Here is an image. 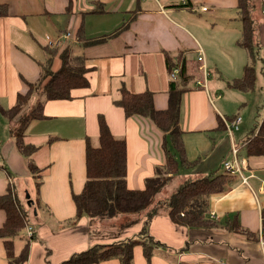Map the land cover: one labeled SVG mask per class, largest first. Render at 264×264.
Listing matches in <instances>:
<instances>
[{"label":"crops","instance_id":"crops-1","mask_svg":"<svg viewBox=\"0 0 264 264\" xmlns=\"http://www.w3.org/2000/svg\"><path fill=\"white\" fill-rule=\"evenodd\" d=\"M0 3L6 5V15L0 16V108L11 107L17 95L24 94L28 84L37 81L47 57L43 45L49 41H56L60 48L70 46L72 54L81 53L89 70V85L73 89L69 99H42L43 117L24 127V142L36 147L29 158L39 171L35 173L40 179L38 187L27 158L19 152L9 132V120L0 111V123L5 125L0 134V194L10 188L17 203L28 211V224L34 227L31 237L25 228L13 238L15 253L29 240L24 264H59L95 243L136 235L143 226V215L131 224L120 223L118 217L89 220L86 216L70 223L75 215L72 194L81 191L86 178L85 137L97 138V116L102 114L112 134L125 139V182L130 188H142L145 178L152 177L155 167L164 162L162 133L146 118L124 116L114 103L120 88L124 86L132 92L150 90L155 107L164 109L169 82L166 56L173 60L179 57L187 63L195 74L189 86L201 80L200 64L209 73L211 70L223 76L226 82L240 77L249 60L246 50L235 44L241 33L237 0H186V5L181 0ZM257 8L251 10L256 46L250 64L255 83L245 91L248 95L257 89L260 62L264 66L263 4ZM78 29L86 38L102 41L80 48L74 38ZM199 50L201 59L197 56ZM53 66H58V60ZM204 80L205 91L190 87L182 96L180 127L185 155L197 163L179 172L188 171L191 176L221 174L222 163L232 156L235 145L239 159L246 164L242 174L247 178L243 182L238 174H231L232 183L223 192L208 197L204 214L216 224L214 228L176 225L166 212L152 216L146 223V233L159 245L149 264H264V156L245 157L237 143L243 150L244 140L256 130L264 109L257 125L253 120L247 124L246 115L238 112L242 118L240 127L229 133L222 121L223 116H228L218 111L208 89V83L214 87L219 81ZM260 96L264 104V85L260 86ZM219 97L215 96L217 102ZM31 98L34 101L36 96ZM249 124L253 127L248 128ZM4 215L0 210V225ZM234 216L243 228L256 233L258 240L236 236L222 228ZM0 264H7L1 238ZM92 264L120 262L111 258ZM132 264H148L141 245L133 247Z\"/></svg>","mask_w":264,"mask_h":264},{"label":"trees","instance_id":"trees-1","mask_svg":"<svg viewBox=\"0 0 264 264\" xmlns=\"http://www.w3.org/2000/svg\"><path fill=\"white\" fill-rule=\"evenodd\" d=\"M256 1L264 4V0H237L241 33L235 40V44L246 50L249 62L243 66L241 76L228 80L227 85L240 91L251 90L255 83V71L250 61L254 58L256 46L251 14L252 6ZM4 15H6V5L0 3V16ZM76 32L74 38L80 48L102 41V38H86L80 29ZM48 46L46 43L43 45L47 57L42 63L41 74L37 81L29 83L27 91L24 94H18L16 102L11 107L0 108L3 116L9 120V124L11 123L9 132L14 138L19 152L27 158L29 172L37 179L35 180L37 187L40 179L35 173L39 171L29 158L36 147L24 142V127L28 122L43 117V100L69 99L73 89L89 85L86 76V72L89 70L85 66L84 56L81 53L72 54L68 45L62 48L59 46L49 48ZM55 59L58 60L56 67L53 66ZM165 61L169 82L167 106L164 109L155 107L153 93L150 90L132 92L122 86L119 90V98L114 100V103L122 109L125 117L146 118L162 133L163 164L155 167L152 177L145 178L142 188L128 187L125 182L127 170L125 139L113 135L107 126L105 117L99 114L97 116L96 143H92L90 137H85V182L79 193L72 194L75 215L70 223H75L81 216H86L89 220H104L119 215H134L127 221L131 224L133 221H137L141 217L139 214L142 213L145 218L141 230L136 235L122 240L111 243H95L82 251L70 254L59 264H92L111 258L118 259L120 264H132L135 245H141L144 257L149 264L155 246L159 244L146 233V223L152 216L160 212H166L171 222L176 225L216 227V224L207 219L204 213L207 209L208 197L211 194L223 192L233 181V175L225 170L215 176L187 178L179 183L163 202L150 206L155 195L170 182L180 169L191 167L197 163L189 161L185 155L180 127V106L183 94L191 90L190 87L200 86L195 85L196 81L193 86H189L195 74L193 75L189 71V66L183 59L177 57L173 60L170 56H166ZM174 71H176L174 78H171L170 75ZM37 82H42L44 96L35 105L28 106L34 91L33 87ZM26 106L29 107L27 110H25ZM17 116L19 117L14 121ZM13 123H15L14 127ZM219 123L223 126L221 121ZM242 147L245 157L264 156V114L256 130L244 140ZM0 210L5 214L0 225V238L4 245L7 264H24L28 257L29 240L26 241L19 253H15L13 238L25 229L28 223V211L17 203L10 188L0 194ZM222 228L233 235L249 240H258L256 233L241 226L237 216L227 219Z\"/></svg>","mask_w":264,"mask_h":264},{"label":"rangeland","instance_id":"rangeland-1","mask_svg":"<svg viewBox=\"0 0 264 264\" xmlns=\"http://www.w3.org/2000/svg\"><path fill=\"white\" fill-rule=\"evenodd\" d=\"M259 4L260 3L258 1H256L255 4L252 6V10L256 11L258 9L257 7ZM263 12H264V4H263ZM58 44L59 43H57L56 41H50L48 45L56 47V46H58ZM68 47L70 48V46H68ZM198 52H197V56L199 57ZM200 66H201V64H200ZM263 71H264V66H263V63L260 62L259 66L257 67V76H258L257 83H256L257 89H256L255 93H252V95H248V93L245 91H238L236 89L228 87L226 80H223V76H221V75L219 76V74L217 75L215 72L210 70V73L208 72V77H207L208 80H210V82H211V80H216V79L219 81L218 86H214V87L211 85V83H210V85L208 83V89L210 91V94L215 99L216 106L219 107L218 111L225 113V115H227L229 117L234 115V114H237L238 112L241 114H245L246 118L248 119L247 124H248V122H251L253 120L254 121L253 125H257L259 123V118L262 117L261 115H262L263 109H264V104L262 103L263 98H261L262 96H260V86L264 85ZM201 77H202L201 80H196V82L197 81H203V74ZM261 83H263V85ZM35 84H36V86L33 87L34 91L32 92V96H36V99H34V101H33L31 98V102L29 101L28 106L35 105L44 96L42 94V92H43L42 82H37ZM195 85L200 86L197 83ZM200 88L204 90V88H202V86H200ZM229 92H232L233 94H237L235 96H240V99H235L234 97H232V95H230ZM215 96L221 97V98L219 97L218 102H217ZM28 108L29 107L26 106L25 110H27ZM23 113H25L24 110H23ZM18 117L19 116H17L14 121H16ZM223 118L229 120L227 117L223 116L222 121H223ZM14 121H12V122H14ZM227 122H229V121H227ZM243 125H245L244 121H243ZM12 126L14 127L15 123H13ZM224 126H225V124H224ZM247 127L249 128V127H253V126L251 124H249ZM225 128H226V126H225ZM225 130H228V129H225ZM4 131H5V125H3V123L2 124L0 123V134H2ZM92 143H94V144L96 143L95 138H94V140L92 139ZM237 143L240 146L239 150L242 153L243 150L241 148V143L239 141H237ZM242 159H244V158H242ZM222 170H224V169L222 168ZM190 174L191 173H188V171H180L179 173L174 175V177H172L170 182L155 195V197L152 199L150 206H153V205H156L160 202H163L176 189L177 185L179 183H181L183 180H185L187 178L194 179V178L200 177V175L191 176ZM140 215H144V214L140 213L139 216ZM133 216L134 215H119L116 217H118V220L120 223H124V222L127 223V221L129 219H131ZM144 217H145V215H144ZM113 218H115V217H113ZM110 220H111V218H110ZM27 225H30V224L27 223ZM27 225L25 226V228H27Z\"/></svg>","mask_w":264,"mask_h":264},{"label":"built area","instance_id":"built-area-1","mask_svg":"<svg viewBox=\"0 0 264 264\" xmlns=\"http://www.w3.org/2000/svg\"><path fill=\"white\" fill-rule=\"evenodd\" d=\"M181 3L186 4V0H181ZM202 10H205V7L202 8ZM50 42V41H49ZM48 42V44H49ZM199 58L201 59L202 56V51L199 50L198 52ZM200 69L202 71L203 74V81H197L196 83L200 86L205 85V80L208 77V71L204 66H200ZM176 73V71H174L170 77L174 78V74ZM229 121V122H227ZM242 118L240 116V114H234L229 120L224 119L223 118V122L226 126V129H228L227 131L229 133H231L234 130H237L240 127ZM231 152H232V156L226 160L223 161V168L226 172H228L229 174H238L242 181L245 182L246 181V176H244L243 173V169L245 167L246 164H244L238 157V152H237V147L235 145L232 146L231 148ZM34 227H32L31 225H27L26 231L27 234L30 236L32 234V230Z\"/></svg>","mask_w":264,"mask_h":264},{"label":"water","instance_id":"water-1","mask_svg":"<svg viewBox=\"0 0 264 264\" xmlns=\"http://www.w3.org/2000/svg\"><path fill=\"white\" fill-rule=\"evenodd\" d=\"M31 203V200H30V202H28V204H30Z\"/></svg>","mask_w":264,"mask_h":264}]
</instances>
